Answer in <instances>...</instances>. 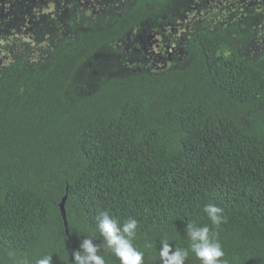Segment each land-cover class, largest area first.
Segmentation results:
<instances>
[{
	"label": "trees",
	"instance_id": "trees-1",
	"mask_svg": "<svg viewBox=\"0 0 264 264\" xmlns=\"http://www.w3.org/2000/svg\"><path fill=\"white\" fill-rule=\"evenodd\" d=\"M39 1L48 0H0L8 9L0 28L16 23L40 35ZM123 4L99 20L67 9L60 28L47 21L50 46L37 64L13 59L0 67V264L48 256L50 264H74L72 251L85 237L99 245L105 264H120L97 229L105 211L121 225L137 220L133 244L142 264H164L163 242L171 251L188 249L189 223L217 234L227 264H264V35L254 33L257 14L198 26L182 52L158 66L143 60L122 68L126 57L110 59L117 44L133 43L134 32L159 27L162 14L181 15L194 1ZM248 42L252 58L242 49ZM210 203L224 210L219 227L204 212ZM184 264L200 261L189 251Z\"/></svg>",
	"mask_w": 264,
	"mask_h": 264
},
{
	"label": "rangeland",
	"instance_id": "rangeland-1",
	"mask_svg": "<svg viewBox=\"0 0 264 264\" xmlns=\"http://www.w3.org/2000/svg\"><path fill=\"white\" fill-rule=\"evenodd\" d=\"M4 1L7 2L9 0ZM124 1L126 0H48L44 3L39 1L42 5L37 9V17H39V21L41 18L40 22H45L40 25L42 27L40 35L39 33L35 35L29 34V28H25V26L20 24L16 25V23L12 26L10 31L7 30V32H4L5 30L0 28V67L5 66L13 59L20 60L24 65L37 64L40 56H42L50 46L49 40L51 39V35L47 27V21L55 20L60 28L67 9L71 8L73 11L82 9V11L87 14L86 19L99 20L106 15H111L110 11H117L118 9L119 11L123 10L124 6L128 5H124ZM189 1L190 0H180V3L185 5L188 4ZM193 1L194 5L183 9L181 15L174 16L172 11L162 14L163 16L160 18V22L157 23L159 27H148L141 29V31L134 32L133 43L129 45H125L124 43L117 44L114 49L116 50V53H114L115 55H110L111 61L116 63L118 61V55H123L126 57V60L118 63L122 68H124V64L125 66L130 65L131 67L140 64L143 60H145V65L151 68V66L160 63L163 58L173 55L175 50L181 53L183 40H185L190 32L198 26H226L231 23L230 17L236 19L237 16H241L242 13L246 12L257 14L252 27L254 28L255 34L260 33L264 35V0H259L256 4L245 3L241 7H238L239 2L237 1L239 0ZM176 11L177 9H175V12ZM7 12L8 9L5 3H0V17L7 18ZM242 18L246 19V16L238 17V19ZM8 19L16 21L14 16ZM166 36H169V39H167ZM254 40L256 41L257 39ZM260 40L264 45V38H260ZM161 42L167 44L166 49L163 47L160 48ZM251 45L252 43L248 42L242 49H244L243 53L245 55L250 54L249 57L252 58V53L250 51ZM256 47L257 49L253 50V53L259 54V46L256 45Z\"/></svg>",
	"mask_w": 264,
	"mask_h": 264
},
{
	"label": "clouds",
	"instance_id": "clouds-1",
	"mask_svg": "<svg viewBox=\"0 0 264 264\" xmlns=\"http://www.w3.org/2000/svg\"><path fill=\"white\" fill-rule=\"evenodd\" d=\"M204 212L212 225L219 227L226 222L223 208L215 204H206ZM137 220L127 219L122 225L112 218L108 212H101L97 218V229L103 237L106 247L119 259L120 264H142L143 254L133 244L136 235ZM187 236L190 240L188 249L171 251V246L163 242L161 258L164 264H184L189 251L195 254L200 264H227L222 260L225 253L216 233L210 234L208 226L199 227L192 223L186 225ZM99 245L93 239L85 237L80 240L78 248L72 251L74 264H105V259L98 254ZM51 257L36 261V264H50Z\"/></svg>",
	"mask_w": 264,
	"mask_h": 264
},
{
	"label": "water",
	"instance_id": "water-1",
	"mask_svg": "<svg viewBox=\"0 0 264 264\" xmlns=\"http://www.w3.org/2000/svg\"><path fill=\"white\" fill-rule=\"evenodd\" d=\"M64 201H65V196L62 198V200L59 204V208H60L61 216L63 219L65 233L67 234L68 232H67V224H66V218H65Z\"/></svg>",
	"mask_w": 264,
	"mask_h": 264
}]
</instances>
